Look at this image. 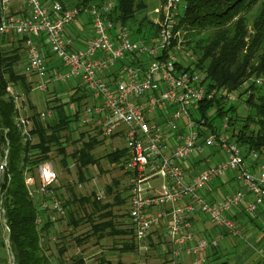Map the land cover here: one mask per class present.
Here are the masks:
<instances>
[{
  "label": "built area",
  "instance_id": "obj_1",
  "mask_svg": "<svg viewBox=\"0 0 264 264\" xmlns=\"http://www.w3.org/2000/svg\"><path fill=\"white\" fill-rule=\"evenodd\" d=\"M183 1L163 0L155 29L147 38H136L129 27L108 18L116 0L82 8H64L57 0H0L2 46L12 41L21 45V72L35 77L32 91L44 94L51 84L81 85L87 102L67 104L77 116L75 124L102 139L123 137L125 157L118 167L129 183L126 216L136 264H145L152 248L148 239L159 229L171 247L170 264H203L204 253L217 241L196 238L195 218L204 217L225 235L242 239L237 213L255 215L264 203V163L257 153L242 151L228 115L213 119L209 128L201 117L209 102L246 106L251 91L212 87L196 70L179 24ZM15 2L20 3L17 10ZM82 15L90 22L92 37L77 49L66 32L76 29ZM50 57L59 61V68L50 67ZM252 83L262 85L259 79ZM16 89L8 86L7 93L13 99L15 124L26 140L32 123L19 113L24 95ZM36 116L42 123L55 118L51 108ZM34 171L26 169L24 185L39 211L40 228L46 221L55 223L67 205L56 191L59 176L52 165L45 162ZM227 177L235 189L209 195L211 185ZM95 192L97 200L104 199Z\"/></svg>",
  "mask_w": 264,
  "mask_h": 264
},
{
  "label": "trees",
  "instance_id": "obj_2",
  "mask_svg": "<svg viewBox=\"0 0 264 264\" xmlns=\"http://www.w3.org/2000/svg\"><path fill=\"white\" fill-rule=\"evenodd\" d=\"M57 1L64 8L99 6L103 2L78 0L75 5H67L61 0ZM184 2L185 9L179 19L180 28L182 27L186 34L184 45L196 58L194 63L196 70L205 74V80L212 87L233 91L242 87L254 75L255 80L264 77V0H184ZM255 6L258 10L249 28L245 14ZM138 11L140 10L135 8L133 0H116V8L108 18L112 22L129 27L134 37L147 38L149 30L155 29L154 24L146 18L139 19ZM207 30H214L211 37L193 39V33ZM3 41L0 37V153L4 158L6 154L1 147H5L7 166L0 179V203L8 230L9 249L14 264H51L48 251L43 248L45 243L42 244L41 240L46 238L45 234L51 229L52 223L46 221L40 228L36 225L39 211L27 194L24 173L27 168L34 172L39 164L45 163L53 148H58L60 154L65 153L63 148L65 145H62V142L65 141L64 137L67 136L70 124L77 123V116L67 110V104L74 103L79 106L88 97L83 87H80L75 88V93L69 97L67 103L57 100L58 103L51 108L55 114L53 121L44 126L37 116L33 118L34 128L30 135L37 138V143H32L30 139L25 140L15 124L14 103L8 96L7 87L20 85L24 94H28L30 89L26 78L18 75L14 69L16 63L21 60L19 49H14V53H8L2 46ZM250 84L245 90L251 91L245 100V105L249 109V112L247 111L249 114L245 118L239 117L237 105L226 108L215 102L204 104L201 117L206 120L205 125L209 128L213 120L208 116L211 108L215 109V119L228 115L229 124L237 131L232 132V136L242 151L246 154L257 153L259 161L264 163V91L262 87L255 86V83ZM80 135L84 136L85 133ZM100 143V140L97 142L96 138L90 137L75 152L74 159L81 183H84L83 168L96 164L92 152ZM123 155L125 156L124 149L116 150L110 153L107 159L114 163ZM91 197L92 201L85 197L77 200L82 206L89 204L92 207L91 214L88 215L92 226L91 233L82 238L76 237L75 243L82 245L91 237L104 239L106 236L115 238L121 235H129L133 240V231H120L115 228L112 221H105L104 218L112 216L110 212L99 214L104 220L100 223L91 220L95 213L101 211L99 210L101 202L96 199L94 193ZM72 223L77 226L79 222L72 219ZM150 246L152 247V244ZM65 251L63 248L59 249V255H64ZM121 251L135 252L134 240L130 244H123ZM64 262L60 261L59 264H84L80 257H72L70 261Z\"/></svg>",
  "mask_w": 264,
  "mask_h": 264
},
{
  "label": "rangeland",
  "instance_id": "obj_3",
  "mask_svg": "<svg viewBox=\"0 0 264 264\" xmlns=\"http://www.w3.org/2000/svg\"><path fill=\"white\" fill-rule=\"evenodd\" d=\"M61 1L67 5H75L78 0H61ZM133 2L135 8L140 10L138 11L139 14L137 13L139 19L146 18L148 21L152 23L158 19L163 0H133ZM184 5L185 3L183 1L179 8L180 15H182L184 12ZM257 10L258 7L255 6L250 10V12H247L245 14V18L247 20V26H249V28L253 22V19L256 16ZM213 31L214 30L195 32L193 33L194 35L193 39H195L196 37H200V38L211 37ZM184 37H186L185 33H184ZM4 47H5L4 49L8 51V53L9 52L14 53L13 50L12 51L10 50L11 49L10 46H4ZM19 52H21V48H19L18 53ZM21 63L22 62L20 61L16 63L14 67L16 73L22 71ZM254 79H255V75L250 77L247 80L249 84L240 87L238 89V92L244 93L245 90L250 87L251 85L250 82H252ZM259 80L262 81V85H260V87H262L264 91V77L259 78ZM50 90H51V86L48 89V91L43 94V96L47 99L48 97L49 98L54 97L53 92ZM67 93L69 92L67 91ZM39 94L40 93H31V92L28 94H24L23 92L24 95L23 106L25 108L28 107V112L26 113V115L31 116L29 118H31L30 121L32 123V129L30 127L29 133H31V131L34 128L33 118L34 116H36V113L43 112L44 110L47 109L42 105V109L40 108L39 111H37L38 106H34L36 104L39 105L40 102L42 104V99L40 98L42 94L41 96ZM67 99H68L67 97H64L63 102H67ZM235 105H237V113L239 114L240 118L241 117L245 118L249 114L248 107L240 104H235ZM33 112L35 113L33 114ZM209 116L211 117V119L216 118L214 109L209 111ZM235 129L237 130V128ZM80 133H85V135L82 136L80 135ZM235 133H237V131H235ZM66 134L68 138H66L67 136L64 137L65 141L62 142V145H65V147H63L65 153L60 154L57 150L58 148H53L49 153V157L47 158L46 162L52 165V167L59 176L56 191L61 201L65 205H67L66 213L63 216H65V218L67 217L68 219L72 218L73 220L78 221L79 223L77 226L72 225L73 223L67 225L60 223V225L58 226L59 236H61L62 238L53 246V252L51 254L53 256L52 258L53 264H58L57 262L58 258H59L58 261H62V262L64 261L68 262L71 260L72 257L68 258V260H65L64 259L65 255L62 256L59 255V249L61 248L67 251L68 249H70L73 258L79 257L78 251L85 250L84 253L87 252L86 255L91 256L90 264H136L137 259L135 257V252H133L131 255H125V252L124 251L122 252L120 250L123 244L126 243L130 244L133 241L129 235H125V236L121 235L115 238L106 236L103 239L104 241L103 245L100 247L99 246L96 247V245H98L99 243L96 242V240L98 239H95L94 237H91L82 245H77L74 241L76 237L82 238L86 234L91 233L92 224L89 223L88 216L86 215H88L87 213H90L92 207L89 204L87 205L85 204L82 206L77 200H80L81 198L85 197L91 201L92 200L91 195L92 193H95L94 191L103 192L104 199L102 200L101 205L99 207V210H101L100 213H95L91 220L94 221V223H98V222L100 223L104 220H102L103 218L99 216V214L102 215L103 213L110 212L112 216L108 218H104L106 219L105 221H112V223L115 225V228L119 229L120 231H127V232L132 231L131 224L127 221L125 215L126 202L129 191V183L126 175L118 167L119 162L125 156L123 155L122 158H119L118 161L114 163H111L110 160L107 159V156L110 155L111 152H113L114 150L120 151V149H123L125 147V141L123 137L102 139L98 135V133H92L86 129L80 128L79 126L73 123L70 124ZM90 137L96 138L97 142L100 140L101 143L97 145L95 150L92 152V155L96 160V164L88 165L83 168L82 177H84V183H81L78 178V173H77L78 166L75 163L74 155L75 152L78 151V149H80L81 144L87 142L90 139ZM29 139L32 141V143H37V138L35 136L30 135ZM1 150L6 154L5 147L2 146ZM208 151L209 150L206 149L205 152ZM2 157L3 156L0 153V164L1 161L3 160ZM198 158H200L199 155H194L195 160ZM118 202L120 203L118 204ZM68 204L70 205L68 206ZM256 215L257 214L252 216H256ZM256 218H259V216H257ZM260 226L263 227L261 224ZM242 230L243 228L241 229V231ZM67 233H69V236L66 235ZM221 235L223 236V233H221ZM241 236L243 237L244 234H241ZM237 239L239 240V238ZM112 242L115 248L114 252L111 251V249H109ZM239 242L244 243L247 241L245 237H243V240L242 241L239 240ZM248 245H251V243ZM82 246L84 247L82 248ZM94 247L95 250H92V248ZM257 247H259V245ZM251 248H253L252 253L255 254L256 249H254V244L252 245ZM98 250H102L104 252L102 259L100 258L99 255L95 254V251ZM89 251L91 252L89 253ZM150 252L144 257V263L160 264L162 258L161 257L157 258L153 252L150 255ZM254 262L256 261H253V263ZM0 264H14L13 256L9 249L8 230L5 219L3 217L1 203H0Z\"/></svg>",
  "mask_w": 264,
  "mask_h": 264
},
{
  "label": "crops",
  "instance_id": "obj_4",
  "mask_svg": "<svg viewBox=\"0 0 264 264\" xmlns=\"http://www.w3.org/2000/svg\"><path fill=\"white\" fill-rule=\"evenodd\" d=\"M19 2H15L14 3V10L19 9ZM89 21L86 18L85 15H82L79 20L78 23L76 25V29L73 27L71 29L67 30V36H72L75 40H76V48L77 49H81L85 46V42L87 40H89L92 37V30H91V26L89 27ZM10 50H14L16 48H20L21 45L16 42V41H12L10 44ZM4 47V46H3ZM5 48V47H4ZM49 65L51 68H59V61L52 59L50 57L49 59ZM18 75L24 76L26 78L27 84L29 86V93H39L37 91H32V85L31 83L33 81H35V77H27L25 75L22 74V72H17ZM29 78V79H28ZM30 80V81H29ZM77 83H67V84H51V90L53 92V96L52 98H45L43 96L42 93H40L39 95L42 96L40 97L42 99V104L41 102L39 103V105H34V106H38L37 111H39V109H42V105L46 108H52L55 107V105L58 103L57 100H61L63 102V98L67 97V102L69 101V97L75 93V88H80L82 87L81 85H76ZM50 86L48 87V89L50 88ZM14 87V86H12ZM14 88H19V90L23 93V90H21V86L18 85L17 87ZM16 89V90H17ZM67 91L69 93H67ZM51 93V92H50ZM53 101V102H52ZM64 102V103H67ZM87 102V100L85 101ZM28 112V107H22V109L20 110V114L24 115L25 117L29 118L31 116L26 115V113ZM35 112H33L34 114ZM39 113V112H38ZM36 113V115L38 114ZM18 115V114H17ZM16 117V115H15ZM31 119V118H30ZM48 122L44 123V126L47 124ZM32 127V124H31ZM32 129V128H31ZM116 151V150H114ZM113 151V152H114ZM112 153V152H111ZM235 189V185L233 183V181L230 179V177H227V181L226 182H215L211 185L210 187V194L212 193L214 194H222L225 193L229 190L233 191ZM95 192V191H94ZM97 192H95L94 194L96 195ZM103 194V192H101ZM103 199L100 200V202H102ZM92 201V200H91ZM99 201V200H98ZM70 204H68L69 206ZM88 215L91 214L87 213ZM86 215V216H88ZM70 216V215H69ZM257 216H259V218H256ZM67 218V217H66ZM65 216H59L56 219L55 223H52V227L50 230L47 231L46 238H43L41 240V243H45L43 248H46V250L48 251V255L50 256V262L51 264H53V256L51 255L53 252V246L62 238L61 236H59V230H58V226L60 225V223L62 224H70L72 223V218L70 219H66ZM127 218V216H126ZM235 220L237 221L238 225L240 226V228L243 230L241 231L242 234H244L243 237H245L247 242H239L243 240V238H239V237H234V236H222L221 235V230L217 227H215L213 224L209 223L204 217L198 216L195 218V234H196V238L197 239H207L209 241L212 240H216L217 241V245L216 246H212L210 247L206 253H204L203 255V264H264V203L261 206L259 212L257 213L256 216H250V215H243V214H238L235 217ZM260 224L263 226L261 227ZM73 225V224H72ZM70 230V228H69ZM245 232V233H244ZM161 231L160 229L157 230L156 232H154L153 235H151L148 239V242L150 244H152V248H151V253L153 252L157 258L161 257L162 261H160V264H170V255H171V247H169V245H167L164 241L163 238L161 236ZM44 235V234H43ZM66 235L69 236V233H67ZM64 235V236H66ZM63 236V235H62ZM239 238V240L237 239ZM97 243H99L97 246H102L103 245V239H98L96 240ZM85 243V242H84ZM251 245H248L250 244ZM254 244V249L255 250V254L252 253L253 248L252 245ZM88 245V244H86ZM84 245V246H86ZM259 245V247H257ZM82 246V248L84 247ZM81 248V247H80ZM103 249V248H102ZM111 251L114 252L115 248L113 246V242L110 245ZM259 249V250H257ZM92 250H95V247L92 248ZM117 250V249H116ZM122 250V247L121 249ZM85 250H80L78 251V256L80 258H82L84 260V264H90L91 263V256L86 255L87 252L84 253ZM91 251H89L90 253ZM107 252V251H105ZM123 252V251H122ZM95 254L99 255L100 258L102 259L104 252L102 250H98L95 251ZM132 252H125V255H131ZM149 254V253H148ZM65 260H68V258L73 257L71 250L68 249V251H65ZM149 255V257H150ZM52 256V257H51ZM59 260V258H58ZM58 264L60 263V261H58ZM186 260H190V258H185ZM184 261V259H183ZM67 262V261H66ZM64 262V263H66ZM99 262V261H98Z\"/></svg>",
  "mask_w": 264,
  "mask_h": 264
}]
</instances>
